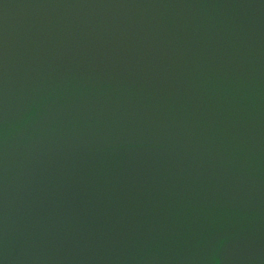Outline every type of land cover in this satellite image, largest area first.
I'll use <instances>...</instances> for the list:
<instances>
[{
  "label": "water",
  "instance_id": "water-1",
  "mask_svg": "<svg viewBox=\"0 0 264 264\" xmlns=\"http://www.w3.org/2000/svg\"><path fill=\"white\" fill-rule=\"evenodd\" d=\"M0 264H264V0H0Z\"/></svg>",
  "mask_w": 264,
  "mask_h": 264
}]
</instances>
